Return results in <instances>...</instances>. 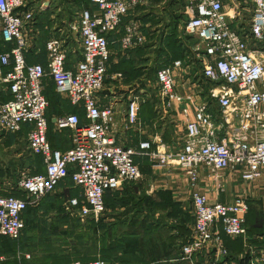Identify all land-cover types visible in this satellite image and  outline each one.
I'll list each match as a JSON object with an SVG mask.
<instances>
[{
	"label": "built area",
	"instance_id": "1",
	"mask_svg": "<svg viewBox=\"0 0 264 264\" xmlns=\"http://www.w3.org/2000/svg\"><path fill=\"white\" fill-rule=\"evenodd\" d=\"M89 2L91 7L80 8L76 19L68 21L81 52L74 69L69 70L64 67L66 34L60 28L45 40V63L26 62L29 37L37 31L34 13L41 6L30 0H0V37L12 44L0 52V85L11 95L0 102V131L15 133L22 124L29 125L27 149L41 156L44 167L43 173H19L16 187L25 192L24 197L0 195V236L19 238L25 209L38 205L66 177L80 189L81 199L68 198L64 208L97 219L105 209L106 190H116L141 177L136 161L141 156L151 164L176 165L190 187L198 181L200 166L212 173L237 171L246 182L263 175L264 90L257 84L264 82V0H194L193 6L185 7L187 19L179 27V38L193 39L188 44L189 54L159 68L154 79V97L160 106L184 119V134L169 150L152 148L150 140L127 146L118 143L116 107L112 101L98 103L99 92L110 78L107 34L118 33L123 17L129 15L116 40L121 51L144 44L146 36L135 15L152 0ZM246 12L250 14L247 31L234 29L232 22ZM178 69L187 75L186 92L178 89L174 73ZM46 77L51 78L56 93L83 112V120L73 112L55 118L57 129L71 132L72 144L65 151L52 149L47 140ZM121 77L115 73L111 78ZM151 95L143 88L130 89L124 108L126 127L138 124L140 103ZM212 103L217 114L210 109ZM191 198L192 235L181 244V256L191 264H217L228 254L221 232L231 237L246 234V198L237 195L229 202L210 201L196 190L191 191ZM204 250L213 251L212 260L195 261L194 256ZM68 264L106 262L76 260Z\"/></svg>",
	"mask_w": 264,
	"mask_h": 264
},
{
	"label": "crops",
	"instance_id": "2",
	"mask_svg": "<svg viewBox=\"0 0 264 264\" xmlns=\"http://www.w3.org/2000/svg\"><path fill=\"white\" fill-rule=\"evenodd\" d=\"M30 1L36 6H41L37 13L43 11L40 14L43 17L42 27L36 24L37 31L29 37L27 46V58L33 63L44 61V43L55 29L54 13H58L61 7L58 6L49 14L46 11L51 10L49 0ZM138 16L139 14L135 15V18L141 23L142 29L147 27ZM48 19L53 22L50 28ZM153 33L151 30V34ZM121 35L122 33L109 41V44L116 45L109 48V64H115L118 57L124 55L116 41ZM149 36H146L145 43L139 46L151 44V49L149 47L141 59L134 51L139 47L130 50V55L136 61L138 58L141 61L155 60L158 33L154 34V37ZM65 43L67 58L64 67L73 70L81 58V52L77 51V44L74 46L69 45L68 41ZM71 43H76V35ZM145 70L146 68H142V75L131 79L130 82L126 81L121 72L107 73L110 78L105 80L104 88L99 92L98 103H114L117 110L114 133L118 143L127 146L150 140L152 148L158 146L159 149L169 150L184 134V119L179 113L176 114L177 112L163 110L158 98L154 97L156 88H149L155 87V82L149 78L145 79ZM115 73H121L122 77L111 78ZM174 73L179 91L186 92L189 85L185 70L178 69ZM43 84L48 101L45 112L48 121L47 140L52 149L65 151L72 144L71 132L69 129H57L55 118L73 112L83 120V112L72 106L65 96L55 92L51 78L46 77ZM257 86L259 90H264V82H258ZM134 88H143L153 95L144 97V101L140 103L138 124L126 127V98L130 89ZM210 109L217 114L218 109L214 103L210 105ZM29 127L22 124L15 133L0 131V195L12 192L21 171L30 174L44 172L43 164L39 163L40 158L27 149L26 134ZM136 161L141 177L134 182H124L118 189L106 192L105 209L97 219L90 214L82 215L77 210L70 212L64 208L65 200L70 197L81 199V195L80 189L74 186L70 179L61 180L54 192L45 195L38 205L29 206L23 212V221L24 217L26 220L20 235L22 248L17 250L15 258L21 259L22 264H68L75 260L74 253L79 249V242L74 234L85 230L88 238L83 245H86L87 252L81 253V256L89 261L102 259L106 264H191L182 258L181 244L192 235L191 191L196 190L205 194L210 201L229 202L235 196L242 195L248 204L245 236L231 237L221 232L228 254L217 264L264 262V172L261 178L246 182L237 171L226 169L212 173L206 167L200 166L198 181L194 187H190L186 175L176 165L151 164L144 156L138 157ZM18 195L22 194L18 192ZM78 218H81V221H78ZM212 258V250H204L194 256V260L200 262ZM4 259L5 257L0 255V260Z\"/></svg>",
	"mask_w": 264,
	"mask_h": 264
},
{
	"label": "trees",
	"instance_id": "3",
	"mask_svg": "<svg viewBox=\"0 0 264 264\" xmlns=\"http://www.w3.org/2000/svg\"><path fill=\"white\" fill-rule=\"evenodd\" d=\"M55 1H53L51 3V10L47 9L46 11L49 14H52V12L54 11V9H57V7H55L54 4ZM65 5L68 6V8L70 9V11H72V8H76L77 11L84 7V8H88L91 7V3L89 2V0H64ZM60 7V6H59ZM64 7H61V9H64ZM38 10L35 11L34 13V17H35V24H38L40 27L41 23L43 21V17H41L40 14L43 13V11H40L41 13L39 14V12L37 13ZM60 12V10H58ZM58 15V14H57ZM71 15V12H70ZM184 15V14H183ZM129 15L123 17L120 27H119V31L118 33H110L107 34V39L108 41H111L114 39V37L119 36L122 33L123 30V25L124 23L127 21V19ZM185 16V15H184ZM141 21H143L144 23H146V18L144 16H142L140 18ZM186 20V18L181 20V25L184 24V21ZM71 21V20H70ZM52 21L50 19H48V26L50 28V26H52ZM177 23L173 22V25L171 28H169L168 30L162 31L161 33L158 34V38H157V45L155 47V66L151 69H148L145 72V79L146 78H151L153 77L152 80L155 79V74L156 71L159 68H162L166 65H169L173 60L175 59H181L184 58L187 54H189V49H188V44H191L193 41L192 38H190L189 36H184L183 38H179V27L181 26ZM57 27L55 28V30H58ZM143 33H145L146 36L150 37L149 35H152L151 37H154V33L151 34V31L149 30V28H143L142 29ZM113 37V38H112ZM12 46V44L10 42H4L2 40V38L0 37V52L2 51H6L9 50V48ZM113 46L115 47L116 45L113 44H109V48ZM151 49V44H145L144 47H139L137 48L135 51L136 55L138 57H140L145 53L148 52V49ZM154 49V48H153ZM131 51H127V53H124L123 56H119L117 59V62L115 64H109L108 62V69H107V73H111V72H121L124 77L126 78L127 82H130L131 79L135 78V77H139L142 75V71L139 68V65L141 63V60L136 61V59H134L131 55ZM46 60V57L44 58V61H41L40 63L44 64ZM147 61V60H145ZM26 62L27 63H31V61L29 60V58H27V54H26ZM35 63V62H33ZM11 66H8L5 68V70L10 69ZM133 81V80H132ZM1 88H3L0 85V102H4L8 99L11 98L10 93L7 91V89L2 90ZM150 91V90H149ZM45 97L46 94L44 93ZM47 99V97H46ZM40 158L39 163H42V158L39 155H36ZM68 179H70L69 177H66ZM111 191V190H106V192ZM18 192L21 193L22 195H18ZM105 193L103 195V200L105 199ZM9 195H14V196H19V197H24L25 192L21 191L20 189H18L16 187V183L15 186L12 188V192ZM29 207H27L25 210H27ZM89 216H86V218H88ZM26 220V218L24 217V221ZM78 221H81V218H78ZM245 226H246V222H245ZM74 237L78 240L79 242V249L76 250L77 252H75V260L73 261H81V262H87L89 260H87L86 257H82L81 253H86V245L83 243L87 240V232L84 230L80 233H76L74 234ZM22 248V242L20 237L17 239H11L7 236H0V255H3L5 257L4 260H0V264H22L21 259H17L15 258L17 250L20 251ZM72 262V261H71Z\"/></svg>",
	"mask_w": 264,
	"mask_h": 264
},
{
	"label": "rangeland",
	"instance_id": "4",
	"mask_svg": "<svg viewBox=\"0 0 264 264\" xmlns=\"http://www.w3.org/2000/svg\"><path fill=\"white\" fill-rule=\"evenodd\" d=\"M39 1V0H38ZM42 1V0H40ZM55 1V7H64V9H61L60 12L54 13V27H60L64 28L65 34L63 35L67 38L69 45L77 46L76 43H71L74 41L75 34L71 33L68 28V21L75 20L76 19V12L77 9L74 7L72 8V11L68 8L67 5H65L64 0H49L50 4ZM194 0H152L151 4L146 9L139 12L138 18L140 19L142 16L146 18V24L147 28L154 34L161 33L162 31L168 30L172 27L173 22L181 25V20L186 18L187 14L185 12L186 6H193ZM71 12V15H70ZM58 14V15H57ZM185 16H184V15ZM250 21V14L249 13H243V16L238 19L237 21H233L231 26L241 32H246L248 29V24ZM143 22V21H142ZM182 26V25H181ZM146 28V27H144ZM179 32V31H178ZM193 41V40H192ZM252 44V43H251ZM77 50V49H76ZM79 51V50H77ZM76 51V52H77ZM155 66V60L153 61H147V63L144 61V59L141 61L139 68H146L145 72L148 69H151ZM151 79V78H150ZM153 79V77H152ZM150 89L154 90L155 87ZM133 92H135L133 90ZM127 95V94H126Z\"/></svg>",
	"mask_w": 264,
	"mask_h": 264
},
{
	"label": "water",
	"instance_id": "5",
	"mask_svg": "<svg viewBox=\"0 0 264 264\" xmlns=\"http://www.w3.org/2000/svg\"><path fill=\"white\" fill-rule=\"evenodd\" d=\"M262 264H264V262Z\"/></svg>",
	"mask_w": 264,
	"mask_h": 264
}]
</instances>
